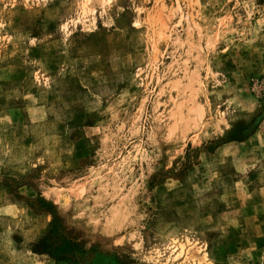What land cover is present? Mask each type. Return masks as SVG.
<instances>
[{"label":"rangeland","instance_id":"obj_1","mask_svg":"<svg viewBox=\"0 0 264 264\" xmlns=\"http://www.w3.org/2000/svg\"><path fill=\"white\" fill-rule=\"evenodd\" d=\"M0 264H264V0H0Z\"/></svg>","mask_w":264,"mask_h":264}]
</instances>
